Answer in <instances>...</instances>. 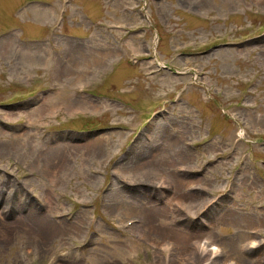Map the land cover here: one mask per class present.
Returning a JSON list of instances; mask_svg holds the SVG:
<instances>
[{
	"label": "rangeland",
	"instance_id": "obj_1",
	"mask_svg": "<svg viewBox=\"0 0 264 264\" xmlns=\"http://www.w3.org/2000/svg\"><path fill=\"white\" fill-rule=\"evenodd\" d=\"M205 236L264 264V0H0V264H202Z\"/></svg>",
	"mask_w": 264,
	"mask_h": 264
},
{
	"label": "bare ground",
	"instance_id": "obj_2",
	"mask_svg": "<svg viewBox=\"0 0 264 264\" xmlns=\"http://www.w3.org/2000/svg\"><path fill=\"white\" fill-rule=\"evenodd\" d=\"M100 58V57H99ZM83 79L82 78H80V79H78L77 81H76V83H77V85H81V87H82V85H83ZM85 84V83H84ZM81 94H80V96H78V98H75V99H73L72 101H71V103H70V106H69V109L70 110H85V109H87V108H99L100 106H101V104L99 103V102H97V101H92L91 99H89L88 97H87V95H85V92H83V91H81L80 92ZM36 110H38V111H40V112H42L43 110H42V106L41 107H38V109H36ZM103 142H104V138H95V139H93V140H90V141H88L87 143H85V146L84 147H86L87 149H94V150H96V151H99V149H101V147H102V145H104L103 144ZM185 141H183V144H185L184 143ZM155 144V143H154ZM161 144V143H160ZM172 144H174V142H172V141H170V143H169V147H170V145H172ZM186 144H188V143H186ZM156 145H158V143L156 142ZM188 151H190L189 150V148L188 147H186V146H184V149H181V150H179V152H178V150H177V152H176V154L175 155H177V157H183L184 155H186L187 154V152ZM161 152V151H160ZM162 153V155H165L163 152H161ZM183 159V158H182ZM181 159V160H182ZM191 163H179V164H177L178 166L179 165H190ZM54 167H56V165H54ZM184 169H186V168H184ZM183 168H179L178 169V172H176V173H180V172H184V173H186L185 172V170H184ZM182 172V173H183ZM184 180H182V181H180V180H178V181H176L175 182V188H176V190H175V193H178L179 191H180V189H179V184H181V182H183ZM158 182V181H157ZM160 182V181H159ZM190 185V184H189ZM193 188V187H192ZM196 187H194V189H195ZM197 189V188H196ZM193 192V191H192ZM186 194V196H187V194L188 193H185ZM190 195H194V192L193 193H190ZM8 201H10L9 199H8ZM181 206H182V208L185 210V209H190V207H189V205L186 203V202H184V201H181ZM168 212L170 211V208L168 207V208H165ZM165 209H162V208H159V207H157V208H153V209H151L150 210V213L148 214V217L150 216L151 217V220H150V223H152L153 221H154V218L156 217V216H158V215H160V212L163 210H165ZM129 218H131V217H129ZM139 222H140V220H139ZM143 224V222H141V223H139V224H137L136 222L135 223H132V224H130V226H129V228L131 229L132 228V230L133 229H135L136 227H138L139 225H142ZM168 228L169 229H172V226L171 225H168ZM141 236H143V238H145L146 237V235H145V233H143L141 230H139L138 231V238H141ZM185 235H183L182 236V238L184 237ZM164 243V242H163ZM162 243V244H163ZM173 249V248H172ZM194 250V253H196L195 252V249H193ZM193 253V252H192ZM203 259H207V257H203ZM205 260H204V262H202V264H205ZM164 264H166V261L164 262ZM231 264V263H230Z\"/></svg>",
	"mask_w": 264,
	"mask_h": 264
},
{
	"label": "clouds",
	"instance_id": "obj_3",
	"mask_svg": "<svg viewBox=\"0 0 264 264\" xmlns=\"http://www.w3.org/2000/svg\"><path fill=\"white\" fill-rule=\"evenodd\" d=\"M261 243H264V241L251 239L246 242V246L242 245V250L248 251L255 249L259 247ZM173 247L174 245L171 242H166L162 246V251L167 256L168 254H170ZM193 247L195 249V252L201 257H207V259L205 260V264H213V261L216 259V257L220 256L223 252V249L207 236H205V238L202 240L193 241Z\"/></svg>",
	"mask_w": 264,
	"mask_h": 264
}]
</instances>
